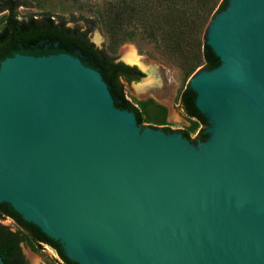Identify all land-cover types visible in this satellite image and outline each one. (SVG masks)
Segmentation results:
<instances>
[{"label":"water","instance_id":"95a60500","mask_svg":"<svg viewBox=\"0 0 264 264\" xmlns=\"http://www.w3.org/2000/svg\"><path fill=\"white\" fill-rule=\"evenodd\" d=\"M206 29L198 145L142 128L77 56L1 60L0 202L78 264H264V0H227Z\"/></svg>","mask_w":264,"mask_h":264},{"label":"trees","instance_id":"16d2710c","mask_svg":"<svg viewBox=\"0 0 264 264\" xmlns=\"http://www.w3.org/2000/svg\"><path fill=\"white\" fill-rule=\"evenodd\" d=\"M226 2L223 0L216 12L222 10ZM26 5L25 0H0L3 23L0 28V62L16 52L32 55L67 52L77 56L85 65L100 72L115 106L132 110L137 123L143 122V110L148 111V115L150 110L144 102H139L143 108L141 111L125 97L121 80H138L142 75L135 76L130 72L135 68L114 62L104 49L95 48L88 36L95 25H100L111 43L132 40L135 35H140L183 61L189 56L187 54L193 56L201 47L202 57L198 65H203L202 69H211L220 63L205 42V36L201 37L217 0H101L96 9L97 20L81 16L87 23L85 29L70 27L63 17L54 16L49 11L20 18L18 8ZM200 40H203L201 46ZM195 96L188 84L180 96L185 113L194 118L188 129L181 130L183 136L191 141L207 138L203 130H199L195 139L190 136V131H194L199 124H207L205 116L195 105ZM151 103L159 109V119L163 120L166 108L153 101ZM6 217L12 219L19 230L12 231L0 223V256L4 264H22V241H27L32 249L35 245L47 244L57 252L62 264H78L67 257L59 241L47 236L34 223L24 220L8 203L0 202V219Z\"/></svg>","mask_w":264,"mask_h":264},{"label":"rangeland","instance_id":"374dc122","mask_svg":"<svg viewBox=\"0 0 264 264\" xmlns=\"http://www.w3.org/2000/svg\"><path fill=\"white\" fill-rule=\"evenodd\" d=\"M25 1L27 2V5L18 8V15L20 18L49 11L54 16L58 15L63 17L68 26H79L82 29L87 28V23L81 18V16L91 20H97L96 9L97 5L101 2V0ZM222 1L223 0H217V5H215L214 10L211 12V15H209L205 24L204 32L201 33L202 38L205 36L206 28L208 27L210 20L216 15V10ZM1 16L2 13L0 14V28L3 25ZM97 33L98 35H96ZM88 36L91 42L95 41L93 43L96 47L104 49L110 56L116 58V60L127 62L124 59V51L128 48H133L135 52L143 58L145 65L158 66L159 75L163 79L162 87H155L145 91L143 84L138 83L142 76L138 80H133L131 82L122 80L125 97L138 106L141 111L143 108H141L139 102H144L145 107L150 110L149 115L148 111L143 110L142 112L143 122L140 123L142 128H168L173 132L189 128L194 118L185 114L180 104V96L182 91L186 88L192 74L202 69L203 65H198L200 64L202 57L201 47H198L195 55L192 56L191 53L187 54L189 56L183 61L181 57H174L173 55L167 54L162 49L161 45L154 43L150 39H143L140 35H135L132 40L111 43L110 39L101 29L99 24L92 28L88 33ZM202 41L203 40H200V46ZM148 71L154 72L155 69L148 67ZM152 101L157 104H162L166 108L163 120L159 119V109L153 107L154 105L151 103ZM208 125V123L199 124L194 131H190L191 138L195 139L199 130H207ZM189 143L198 145L201 142L196 139L194 141L190 140ZM0 223L6 225L12 231L19 230V227L8 217L1 218ZM21 250L27 260V264H62V260L57 252L47 244L41 243V245H35V248L32 249L27 241H22Z\"/></svg>","mask_w":264,"mask_h":264},{"label":"clouds","instance_id":"9594fccd","mask_svg":"<svg viewBox=\"0 0 264 264\" xmlns=\"http://www.w3.org/2000/svg\"><path fill=\"white\" fill-rule=\"evenodd\" d=\"M96 35H98V33ZM93 42H95V41H93ZM135 55H136V61L129 66L138 67L143 72L141 80L138 81V83L143 84L145 91H148L151 88H155V87H162L163 86V79L159 75L158 66H156V65L147 66L144 64L143 58L138 53H136ZM148 67L155 69V71L149 72Z\"/></svg>","mask_w":264,"mask_h":264},{"label":"flooded vegetation","instance_id":"af4514ba","mask_svg":"<svg viewBox=\"0 0 264 264\" xmlns=\"http://www.w3.org/2000/svg\"><path fill=\"white\" fill-rule=\"evenodd\" d=\"M94 44V43H93ZM95 46V45H94ZM95 48H97V49H100V48H98V47H96L95 46ZM114 62H122L123 64H125V65H127V66H129V65H131V64H128V63H125L123 60H116V58H114ZM129 67H133V68H135V70H130V72L132 73V74H134L135 76H137V75H139V74H141V75H143V72L138 68V67H135V66H129ZM140 78V77H139ZM122 81V80H121ZM133 81V80H132ZM127 82V81H126ZM129 82H131V81H129ZM180 104H181V99H180ZM160 105H162V104H160ZM163 106V105H162ZM181 107H182V104H181ZM182 109H183V107H182ZM184 110V109H183ZM185 112V111H184ZM186 114V113H185ZM187 115V114H186ZM163 130H166L167 131V129L168 128H162ZM180 132H181V130H179ZM182 133V132H181ZM21 243V242H20ZM20 249H21V245H20ZM21 255H22V264H27V260L25 259V257H24V255H23V253H22V250H21Z\"/></svg>","mask_w":264,"mask_h":264},{"label":"bare ground","instance_id":"6f19581e","mask_svg":"<svg viewBox=\"0 0 264 264\" xmlns=\"http://www.w3.org/2000/svg\"><path fill=\"white\" fill-rule=\"evenodd\" d=\"M125 55H124V59L127 61V62H130V63H134L136 61V52L133 48H128L124 51Z\"/></svg>","mask_w":264,"mask_h":264}]
</instances>
